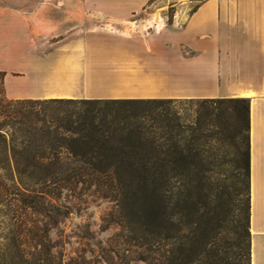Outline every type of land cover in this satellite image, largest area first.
I'll list each match as a JSON object with an SVG mask.
<instances>
[{"label": "crops", "instance_id": "obj_1", "mask_svg": "<svg viewBox=\"0 0 264 264\" xmlns=\"http://www.w3.org/2000/svg\"><path fill=\"white\" fill-rule=\"evenodd\" d=\"M153 1L0 0L5 95L249 98L252 264H264V0H202L148 36L85 29L87 12L122 21Z\"/></svg>", "mask_w": 264, "mask_h": 264}, {"label": "rangeland", "instance_id": "obj_2", "mask_svg": "<svg viewBox=\"0 0 264 264\" xmlns=\"http://www.w3.org/2000/svg\"><path fill=\"white\" fill-rule=\"evenodd\" d=\"M53 1L57 8L58 0ZM200 1L154 0L122 21L87 12L85 29L148 36L164 23H185ZM67 16L66 9L55 11V17ZM6 98L0 75V108ZM180 110L195 117V106L183 104ZM9 122L0 114L1 132L13 131ZM208 131L211 137L199 146L205 161L195 174L183 176L182 186L166 192L64 189L54 196L52 203L67 212L50 231L55 261L165 264L169 258L173 264H252L251 179L244 168L247 131L232 111ZM0 173V180L9 183L0 187V262L12 264L31 250L27 227L37 217L19 212L18 190L7 179H14V170ZM177 202L168 251L160 243L162 210Z\"/></svg>", "mask_w": 264, "mask_h": 264}, {"label": "trees", "instance_id": "obj_3", "mask_svg": "<svg viewBox=\"0 0 264 264\" xmlns=\"http://www.w3.org/2000/svg\"><path fill=\"white\" fill-rule=\"evenodd\" d=\"M183 104L196 107L195 117L182 114ZM228 111L247 131L244 168L250 179L247 97H7L0 114L13 131H0V171L14 170V179H7L18 190L19 212L37 217L27 227L31 250L12 264H61L54 259L50 231L67 212L51 200L64 189L166 192L182 186L183 176L195 174L205 161L199 146L211 137L209 127ZM7 184L0 180V187ZM178 209V202L171 209L163 205L164 250ZM165 264L173 262L167 258Z\"/></svg>", "mask_w": 264, "mask_h": 264}]
</instances>
